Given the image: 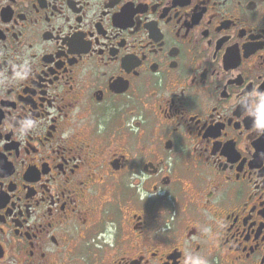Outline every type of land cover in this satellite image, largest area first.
I'll return each mask as SVG.
<instances>
[{
    "label": "flooded vegetation",
    "instance_id": "obj_1",
    "mask_svg": "<svg viewBox=\"0 0 264 264\" xmlns=\"http://www.w3.org/2000/svg\"><path fill=\"white\" fill-rule=\"evenodd\" d=\"M0 264H264V0H0Z\"/></svg>",
    "mask_w": 264,
    "mask_h": 264
}]
</instances>
